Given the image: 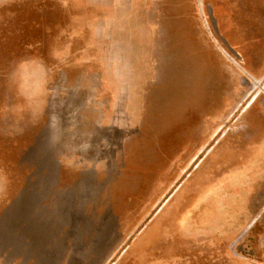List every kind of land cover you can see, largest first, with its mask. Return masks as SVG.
<instances>
[{
  "label": "rangeland",
  "instance_id": "374dc122",
  "mask_svg": "<svg viewBox=\"0 0 264 264\" xmlns=\"http://www.w3.org/2000/svg\"><path fill=\"white\" fill-rule=\"evenodd\" d=\"M0 264H264V0H0Z\"/></svg>",
  "mask_w": 264,
  "mask_h": 264
}]
</instances>
